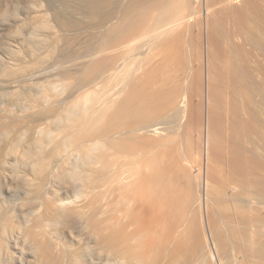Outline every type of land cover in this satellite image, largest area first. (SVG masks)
<instances>
[{
	"label": "bare ground",
	"instance_id": "6f19581e",
	"mask_svg": "<svg viewBox=\"0 0 264 264\" xmlns=\"http://www.w3.org/2000/svg\"><path fill=\"white\" fill-rule=\"evenodd\" d=\"M126 1L127 0H85L84 1L85 5L89 4L88 8H90L91 13L95 16L96 22H95L94 26H92V27L97 28V29L100 28L101 30H105L107 32L103 34L104 36L106 34V36H105V40L102 42L101 45H96V46L95 45H93V46L87 45L89 47V51L86 54L79 56L78 58L73 59L70 62V64L78 70H81L80 68H82L85 65L86 68H85V70H83L84 72L81 71V73H80L79 71H77V72H79L78 76H75L76 74L74 72L73 73L68 72V74H63V76L67 75V77H65V79L66 78L69 79L70 77H71V79H72V77H77L78 84L81 86V88L85 89V91H83L84 93L82 95L84 96V98L88 99V101H87L88 103L91 102L90 106L87 105V106H89V108L91 107L90 108L91 111H90V109H88L91 113L85 114L86 113L85 112L84 115L82 114L78 118H77L78 115L77 116L74 115L73 118H75V119L73 120V124L75 127V129H74L75 131L72 130V131H69L67 133L68 134L67 136H69V139H67V140L70 141V142L68 141V143H70L69 145L76 146L77 151H79V153L84 156V159L83 158L82 159H83V161H85V165H84L85 167H82V170H81V172H79V175L76 174L78 176H75V175H73L75 173H73V174L69 173L72 170L69 171L67 169V167H65L66 165H63V164L61 165V163H63V162H60L62 170H60L59 176H57L59 180H61L63 183L66 184V186H68V187L72 186V187L78 188V193H79L80 199L78 202H73L70 204L50 205L49 209L52 211V213L54 215L59 216V218H61V219H74V220L79 219L81 221V223L84 227V230L88 233L89 239L92 240V242H94V247L97 251V256H95L93 259L98 260V262L102 263V264H191V261L193 260L192 258L194 256L198 262L205 261L206 260V252H205L204 247H203V244H204V242L202 241L203 236H201V235L204 234V232L202 233V231L206 227L205 225H207V224H208V227L210 229L209 231L212 234H216L215 237H218L220 242L218 240L217 241L219 243H221L219 245L222 249V251H221L222 255L219 253L220 257H218L220 260H223L222 256L227 257L229 255L230 249H229L227 239H226V237H227L226 234L228 231H231L233 233V235L235 236V238H238V239L240 238V240L243 239V240L249 241L252 239V242L255 241L256 244L257 243L258 244L263 243L264 242L263 241V237H264V118L257 116L258 114L256 115L250 110H247V112H245V115L247 113L249 114V112H252L253 114H250V117H251V115H255V116L254 117L252 116L253 119L247 120L246 119L247 117L244 115L245 118H243V119H244L245 123H246V120L249 123H247V125H243V126L241 124H239L242 127L241 128L242 131H243V129H246L248 131V135L246 134L247 136H244V135H241L242 131H239L238 126L235 125V123L233 122L234 118L232 120H229L230 117H228V120L233 122V124H234L231 126L233 128L232 132L234 133V131H235V133H236L238 131L240 133V135L242 136V139H243V137L249 138L248 142L245 143V140H243L244 143H241L240 144L241 146L238 144L239 145L238 149H236L235 152L233 151L235 154V160H233V162H232V160L230 161L233 163L232 165H230V163H228L230 166H232L231 170L229 169V167H227L229 169V171L228 172L226 170L223 171V168L224 169H226V168L221 166V168H222L221 172L222 173L220 172V175H219V169L216 170L218 172L214 171V172H216L218 179L216 178V174L214 172L212 173L213 175L215 174V176H213V177H215L217 179V182H214L216 184H214L213 182L212 183H213V185H215V188L218 190V196H214L211 199L213 204L212 205L210 204V202H209L210 200H208L209 198L207 196L205 198H203V196L200 195L202 198H200L199 202L196 203L197 205H195V201H194L195 200V192H194V180H193V176H194L193 174L195 172L193 171V167H196L198 165V168H199L200 162H203L201 160H205V162L208 160L202 159V156L198 152L195 151L196 150V148L194 147L195 142H192L194 140L192 138L193 133H194L193 129H195L194 126L200 130L201 129L204 130L203 129V126L205 124L204 123V121H205L204 120V112H203L204 108L202 109L201 104H199L200 106H197L198 104L197 105L195 104L198 107V110L195 111V113L193 112L194 111L193 107H192L193 99L191 98L190 94L192 92H195V91H187V95L182 96V90H181V88L178 87L180 84H183L182 79H180V78H183V77H181L182 74L181 75L177 74L179 77V78L178 77L177 78L180 79L179 81L182 83H178L179 85L177 84L178 85L177 86L174 82L175 81L174 75H176V72L178 73V72L182 71L183 76H184L185 75L184 73L186 70L184 68V66H186L184 64L185 62L182 63L183 62L182 58L183 57L186 58V53H183L185 49H184L183 45L181 43H179L180 41L183 40L182 36H183V33L185 32L184 30H186L187 24H188L187 21H185V19H183L185 17V14L183 15V18H181V16H179L178 14H175L174 16H172L164 24V31H162V33L161 32L157 33V26L155 28L151 27L152 26L151 18H152V16L155 17L154 16L155 14L152 15L151 17H146V15H149V12H150V14L152 13V7H151V9H149L151 11H148V13H146L145 16L143 15L142 19L140 18L141 19L140 24H139V22L137 24H135V21L134 22L132 21L133 12H134V10L137 11V9L140 8L139 7L140 5L139 6H137L138 4L134 5V3L137 2L138 0L134 1L133 3H131L132 0L129 3L128 2L126 3ZM139 1H142V0H139ZM161 1H163V0H161ZM206 1H207V3H206ZM223 1H224V4L222 3ZM228 1L232 2L233 0H228ZM247 1L248 0H246V2ZM250 1L247 2V4L251 5ZM262 1H264V0H262ZM85 2H88V4H86ZM176 2L178 3V1H176ZM180 2L181 1H179V3ZM187 2H189V1L187 0ZM226 2H227V0H226ZM234 2H235L234 5L240 6V4L237 3L238 1L237 2L234 1ZM255 2L256 1H254V3ZM177 3H176V5H177ZM205 3H206V6L209 3L207 8H209V7L213 8V6H215V5H218V6L219 5H221V6L225 5V0H205ZM219 3H221V4H219ZM110 4H111L112 10H109V9L106 10L108 7L107 5H110ZM158 4H159V6L162 5V4L160 5V2L157 3V5ZM174 4H175V2H174ZM230 4L232 5L233 3H230ZM262 4H263V2H262ZM262 4H261V6H262ZM112 5H113V7H112ZM157 5H155V8ZM226 5H228V4H226ZM257 5H259V4H257ZM201 6H202V4H201ZM241 6H242V4H241ZM241 6H240V8H241ZM248 6H245V7H248ZM251 6L254 7L255 5L253 4ZM251 6H249L250 9L253 8ZM145 7H148L147 4ZM145 7L141 8V10L145 9ZM243 7H242V10L245 8V7L244 8ZM155 8L153 7V10H155V11L157 9H159L158 6L156 9ZM224 8H225L224 10H226V7H224ZM236 8H234V9L237 11ZM240 8L238 10L239 12L241 10ZM168 9H167V12L169 11ZM214 9L215 10L219 9V7L218 8L215 7ZM230 9H231V7H230ZM209 10L211 11L212 9H209ZM209 10L207 9L206 11L208 12ZM215 10H213V11L215 12ZM220 10L221 11H219V10L218 11L220 12V15H222L221 14L223 12L222 7ZM251 10L253 12H255L253 9H251ZM255 10H257V8ZM190 11H191V9H190ZM210 11L208 13L212 14V11L211 12ZM231 11H232V9H231ZM236 11H235V13L237 15L238 11L237 12ZM247 11H249V10H247ZM247 11H245L246 14L248 13ZM262 11H264V9ZM224 12L226 13L227 10ZM245 12H243V14ZM192 13L193 12H191V14ZM232 13H233V11H232ZM240 13H238V14H240ZM202 14H203V12L201 13V15ZM228 14H230V12ZM243 14H242V16H243ZM186 15H187L186 19H188V14L186 13ZM213 15H211L212 19H214ZM217 15H219V14H217ZM233 15H234V13L232 14V16ZM139 16L140 15H138V17ZM194 16L195 15H193V17ZM206 16H207L206 20L208 21L209 15L206 14ZM219 16H218V18L220 20H221V18L223 19V15H222V17L221 16L219 17ZM237 16H239V19L243 18L240 15H237ZM237 16H234V17H237ZM247 16H246V19H247ZM263 16L264 15H262V18H263ZM226 17H228V16H225L224 18H226ZM230 17H231V15H230ZM244 17H245V15H244ZM157 18H154V19H157ZM198 18L200 19V16ZM229 18H226V21L229 20ZM154 19H153V21H156ZM231 19H232V17H231ZM42 20H44V19H41L39 21H42ZM164 20H165V18H164ZM202 20L203 19H201L199 22H201ZM209 20H211V19H209ZM256 20L259 21L258 18ZM256 20L254 23H256ZM207 21H206V23H207ZM214 21H215V19H214ZM216 21H215V24L218 23V21L217 22ZM223 21H224V24L227 23V22H225L224 19H223ZM235 21H237V20H235ZM260 21H263V20H260ZM185 22L187 24H185ZM196 22L198 23V21H196ZM209 22H212V21H209ZM229 22L232 23V21H229ZM202 23H203V21H202ZM241 23H242V21H241ZM250 23L248 22L247 24L251 25V26L254 24L253 22H250ZM184 24L186 25V28H185ZM235 24H237V23L235 22ZM247 24H244V25L247 26V29H250L251 26H248ZM202 25H204V24H202ZM258 25L260 27L261 24L259 23ZM262 25H263V23H262ZM37 26L38 27H46V28L49 27V25L44 21L37 24ZM197 26L201 27L199 25H197ZM209 26L206 28L210 29ZM242 26H243V24H242ZM244 27H243L242 31L245 33H249V32H247V29H244ZM254 27H256V26H254ZM211 28H212V26H211ZM256 28H258V27H256ZM214 29H213V31H215V32L217 30H219L218 27H217V30H214ZM252 29H255V28L252 27ZM196 30H198V29H196ZM199 30H200V28H199ZM199 30L196 32V34L198 33V35L199 34L201 35L202 33H199L201 30L200 31ZM202 30H203V28H202ZM235 30L233 31L234 33H232L233 37L235 36L234 34L238 35V32L237 31L235 32ZM209 31H211V29ZM239 31L241 32V30H239ZM201 32H203V31H201ZM208 33L209 32H207V35H209ZM212 33H214V32H212ZM224 33H225V31H224ZM232 34L230 35V37L232 36ZM249 34H248V37H249L248 39L252 38L251 36H254V34H252V33H251V36H249ZM189 35L191 36L190 33H189ZM200 35H199V38H201ZM223 38H225V37H223ZM176 39L177 40L180 39V41L176 42L177 45L175 44L176 45L175 46L174 40H176ZM184 39H185V37H184ZM202 39H203V37H202ZM257 39H259V38H257ZM216 40H218V39L216 38ZM95 41H98V40L95 39ZM150 41H153L150 44H152L151 46H153V47L155 46L154 47L155 49H158V51H159V48H160L159 52L163 53L162 55H164L163 57L166 59V61H164L165 59H163V61H162L161 58H163V57H161L162 55L160 53H158V55H159L158 57L159 58L161 57V58L160 59L157 58V59H158V61L159 60L162 61V62H160V64L162 63V66L157 61H155L156 63H158V64H156L154 62L155 67H148L149 70H148V68L146 69V70H148L147 71L148 72L147 77L149 78V76H150L149 79H151V80H146V84L148 83L147 81H149L150 85L151 84L153 85L154 81L162 78L163 81L161 79H160V81H158V82H161L162 86L156 81V83H158L161 87L159 86L157 88L154 85L153 87L155 90H153V89L150 90L149 88H152V86L148 87L149 84H147V88L145 86V91L143 93V96H141V93L139 95L140 91L138 92L137 87H139L140 90L142 88H144V86H141V85H144L142 83V81L145 80L146 78H143L142 76H140V78L141 77L142 78L141 79L139 77L138 78L140 80L141 85L138 86L136 84V82H135V81H137L136 79L132 80L135 82V83L134 82L133 83L136 86L133 83H131L132 85H134V87L132 86L134 88V92H135V89L137 88L136 93L132 92L133 89L130 87L132 89L131 90L132 94L133 93L138 94V97L131 96V94H130L129 96H131V97L128 96L129 98L124 103V101L121 100L122 97H120V96H122V94H123V95H126L125 99L127 98V94L129 93V91H127V94H125L126 88L124 89L125 91L122 94H121V92H123V91H121L120 93L117 91L118 94H121L120 96L118 95V97H116L117 94H115L114 97H112L111 93H113L114 91L112 92L111 87L113 86V88H114V83L111 84V82H112V80L113 81L115 80L113 78L117 77V76L119 78L120 75H122V76H120L122 79L126 78V76H127L126 73L128 74V77H129V74H131V72L130 73L125 72V74L123 75V73H124L123 71L129 70L131 68V66L133 65V63H135V62H133V59L132 60L127 59L128 60L127 62L129 63V65L127 62L126 63L128 66H130V64L132 62L133 63L129 68L126 65L127 67L124 68L126 70L121 71L122 65H124V63H125V62L123 64L121 63V58H123L124 57L123 55L125 54V53L123 54L122 51L126 50L125 47L136 48L138 46H143L144 44H148L147 42H150ZM191 41H192V39H191ZM200 42H203V40ZM210 42L211 41L209 40V43ZM215 42H217V41H215ZM235 42H236V40H235ZM237 42L239 43V41H237ZM194 43H195V40H194ZM196 43H197V41H196ZM219 43L217 42L216 45H220ZM180 44L183 48H181L179 46ZM197 44H196V46H198ZM210 44H212V43H210ZM261 44H263V43L261 42ZM201 45H202V43H201ZM225 45H224V47H226ZM230 45H231V43H230ZM222 46H223V44H222ZM259 46H261V45L259 44ZM233 47L234 46H232V48ZM239 47H242V46H239ZM154 48H153V50H154ZM237 48H238V46H237ZM242 48H241V50H244ZM191 49H192V46H191ZM220 49H222V48H220ZM223 49H225V48H223ZM182 50H183V52H182ZM230 50H231V48L229 49V51ZM200 51L201 50H199L198 52H200ZM211 51H215V50H211ZM211 51H210V49H207V51H206L207 52L206 55H208L207 56L208 58L206 57L208 60L206 64L202 63L204 61L200 60L201 61L200 62L198 60V58L201 59L200 54L196 55L197 57L200 56L198 58L196 56H193L194 55L193 53H192L193 55L191 53L190 54L192 55V58L195 57V58H193L194 63H197V60H198L201 64L206 65L207 72H205L206 71L205 70L204 73H207V74H205V76L208 75L207 77L210 78V80H212L211 78L212 77L214 78V76H215L214 80H216V76H217L216 71L218 72L219 78H221V76L224 73H225L224 75L227 74L226 70H224V69H226V66H227V64L225 62L227 60L224 59L225 56L224 57L220 56L223 53L227 54V51L225 50L226 52L222 51L223 53H218L219 54L218 57L219 56L221 58L223 57V59H224L223 61L225 62L224 64H226V66H224L225 68L223 66H220V64L223 61L219 60V67H221V69L224 68L223 70L225 71L224 72L222 70L224 72L222 75H221L222 72H220V70H217V68H218L217 65H216V67H217L216 68L214 66V64L212 65V63H211L212 60H211L210 55L214 56V53H215V52H211ZM249 51L250 50L248 49V52ZM128 52H126V54ZM235 52H236V50H235ZM244 52H242V53H244ZM154 53H153V55H154ZM202 53H204V52H202ZM238 53L239 52H237V54ZM156 54H157V52H156ZM233 54H234V52H233ZM69 55H68V57H69ZM77 55H79V54H77ZM215 56H214V58H215ZM229 56H233V55L230 54ZM245 56L246 55H244V57ZM70 57H71V55H70ZM218 57L215 58L217 61H218V59H217ZM131 58H133V57H131ZM196 58H197V60H196ZM202 58H203V56H202ZM151 59H153V57ZM204 59L205 58H203V60ZM229 59H230V61L233 62V59H231V58H229ZM241 59H243V58L241 57ZM245 59H246V57H245ZM149 60L150 59H147V62ZM153 60H150L151 63ZM174 60H176L177 63H179L182 66L184 64V66L183 67L181 66L180 69L183 68L185 70L184 71L183 70L177 71L178 68H175V66H174V68H172L173 66H171V65H173L172 62ZM193 60H192V64H193ZM170 61H172V62L170 63ZM230 61H228L229 64H230ZM239 61H242V60H239ZM55 62H56V60H55ZM66 62L67 61H65V63ZM90 62H92V63H90ZM145 62H146V60H145ZM243 62H242V65L244 64ZM169 63L171 64L170 65L171 69H168ZM234 63L235 62H233L232 65H236ZM224 64L222 63V65H224ZM175 65H177V64L175 63ZM193 65H194V69H195L196 66H195V64H193ZM205 65H202V67ZM232 65L230 64L228 68L234 70V68H232L233 67ZM147 66H152V65H147ZM69 67H70V65H69ZM132 68L134 69V67H132ZM197 68H201V67H199V66L196 67V72H195L197 74H200L199 76H201L203 71H201L199 69L200 72L198 73ZM247 68H248V66H247ZM202 69L204 70V67ZM236 69H237V67H235V70ZM238 69H239V66H238ZM238 69L236 71H238ZM250 69H253V68H250ZM254 69L257 70V68H254ZM53 70H55V69H53ZM142 70H143V68H142ZM144 70H145V67H144ZM190 70H192V69H190ZM235 70H234V72H235ZM240 70H241V68H240ZM246 70H247L246 72H248V69H246ZM47 71H48L47 68H41L38 70H34L33 76L43 75ZM56 71H58V70H56ZM192 71H195V70H192ZM162 72H163V75L161 74L162 75L161 77L157 76ZM172 72H174V73H172ZM219 72H220V75H219ZM251 72H252V70H251ZM61 73H63V72H61ZM230 73L232 75L233 72L230 71ZM238 73H240V71H238L236 73L237 75L233 74L234 78L230 75L228 76V78L232 77L233 80L236 78L235 80L238 81L237 77L238 76L241 77ZM145 74H146V72H145ZM145 74L143 73V76ZM254 74H256V73H254ZM29 76H28V74H25V75H21L19 77H14V78L11 77L8 79H1L0 78V85H12V84L17 83V82H19V83L20 82H28ZM156 76H157V78L158 77L159 78L158 79L155 78L156 80L152 79L153 77H156ZM193 76L197 77L198 75L197 76L192 75V77H191V78H193L192 80H194V83H195V79H197V81H198V77L195 78ZM242 76H244V75H242ZM144 77H146V75ZM136 78H137V76H136ZM225 78L222 77V79H225ZM222 79H220L221 81L219 80L220 83L222 82ZM232 79L229 80L230 83L232 82ZM118 80L120 81L121 79L119 78ZM125 80H127L129 83L128 78L124 79V81ZM152 80H153V82H151ZM172 80H174V81H172ZM217 80H218V78H217ZM225 80L227 81V79H225ZM225 80H223V81L225 82ZM235 80L232 82L233 84L232 83L230 84L233 87H234V84L235 85L240 84V83H237V84L234 83ZM253 80H254V76H253ZM256 80H258V79H256ZM74 81H75V79H74ZM138 81H137V83H139ZM179 81L177 80V82H179ZM216 81H214V82H216ZM187 82H188V80H187ZM224 82H223V84H224ZM239 82H241V81H239ZM244 82H245V80H244ZM247 82H249V81H247ZM117 83L119 84V82H117V78H116V84ZM192 83H193V81H192ZM200 83H199V85H200ZM207 83H209V82H207ZM217 83H218V81H217ZM116 84H115V86L118 85V84L117 85ZM158 84H156V85H158ZM110 85H112V86H110ZM180 86L182 87V85H180ZM98 87H100L102 92L100 91V89ZM140 87H142V88H140ZM233 87L230 86V88H233ZM156 88H157V90H156ZM197 88H198V85H196V89ZM200 88H203V87L200 86ZM230 88H228V89H230ZM234 88L239 89L240 87L238 88V86L237 87L235 86ZM203 89H201V90H203ZM220 89H221V86H220ZM225 89H227V88H225ZM233 89H230L229 91L228 90L227 91L228 92L231 91V93H232ZM97 90L100 91L102 93V95H100L101 93L99 94V92ZM209 90H211V87ZM242 90H244V88H242ZM242 90H240V91H242ZM198 91H200V89H198ZM220 91H222V90H220ZM234 91H237V90H234ZM258 91L255 90V92H258ZM96 92L100 96H98V95L95 96L94 94H97ZM200 92L202 94L203 91H200ZM204 92H203V95H204ZM242 92L240 93L239 90H238V92H235V97H238L239 95L242 96V94H243ZM211 93H212V96L215 98L216 97L219 98V95H220L219 100L222 101L223 103L225 101V103H226L227 100L225 99V97H227L228 95L227 96H226V94L224 95L223 92H222L223 93L222 95L219 92L218 96L216 94H214L213 91H211L210 94ZM259 93H261V91ZM196 94L193 93V95H196ZM201 94L199 96H201ZM210 94L208 95L209 98H211V100L214 99L212 96L210 97ZM236 94H238V96H236ZM223 96H225V97H223ZM119 97L121 98L120 101H123L124 104L120 101H117L118 99H116V98H119ZM197 97H198V94H197ZM232 97H234V96H232ZM81 98L83 99V97H81ZM194 98H196V96ZM239 98H241V97H239ZM239 98H235L237 103H238L237 99L239 100ZM200 99L203 100V97H201ZM229 99H230V102H232L234 100V99L232 100L231 95H230ZM244 99H245V97H244ZM246 99H248V98H246ZM253 99H255V98H253ZM197 100L199 101L198 98H196V101ZM83 101L85 102L86 100H83ZM215 101H217V100H215ZM249 101H253V100H249ZM208 102H210V99H208ZM230 102L228 104H230ZM239 102H241V105H244L242 103L243 101L239 100ZM253 102H255V101H253ZM196 103H198V102H196ZM205 103H207V102H205ZM212 103H215V102H212ZM247 103H248V101H247ZM256 103H257V101L254 104H256ZM215 104H218V103H215ZM224 104H223V106L222 105H220V106L225 108L228 105V104L227 105H224ZM239 104H236L237 107ZM257 104H259V101ZM204 105L205 104H203V106ZM208 105H209V103H208ZM234 105L235 104H233V106ZM241 105H239V107L242 108V111L239 108L238 109L243 113V111H244L243 109H245V111H246V107L244 106L245 108H243V106H241ZM220 106L216 105L215 107H219V110H220V108H221ZM233 106H232V108H233ZM209 107H211V106L209 105ZM237 107L234 106V108H236V109H237ZM224 108H222V111H224L223 110ZM228 108H230V106ZM227 110H229V109H227ZM239 110H235L237 112V114L241 113V112L238 113ZM261 110H263V109H261ZM211 111H213V109ZM211 111L209 112L210 114H211ZM216 111H217L216 113H218L217 109H216ZM231 111L234 112V114L231 116H234L235 117L234 120H236L234 109L229 111L230 114H231ZM213 112L215 115L216 114L215 111H213ZM221 112L217 114L218 119L216 118L214 120L212 118V117H216V116H212L211 119L208 118L207 124H205L206 125L205 129H206L207 133L206 132L205 133L207 134V136H206L207 137L206 139L208 140L207 144H209L210 137L212 134L214 136H217V138L219 137L220 144L218 143V141H217V143H218V145H220L219 150H220L221 154L223 155L225 152V148H226V147L223 148V144H226L228 142V143H230L229 146H231L233 144V146H231V147L235 146L234 148L237 147V144H235L233 141L235 138L232 139L234 136L233 133L229 132V134H227L226 129H225L226 126L225 125L223 126V124H220L222 122V120L225 119V116H223L224 118L222 117L223 114L221 115ZM256 112L258 113L259 111H256ZM87 113H89V112H87ZM206 113H205V117H206ZM224 113L226 114V111ZM259 113H261V112H259ZM261 114H259V115H261ZM207 115H209V114L207 113ZM240 117L241 118L243 117L242 114ZM182 118H186V120H187V123H186L187 129L186 130H187V133L189 134V137L187 136V138L190 139V137H191L190 134H192V137H191L192 141L189 140L187 142L184 151L181 150L182 148H181V144H179L180 142L179 143L177 142L178 143L177 144L175 141L177 136L174 137V136H171L170 134L165 135L166 131L177 126L180 123V120ZM157 119H163L164 121L155 122ZM212 119L216 122H217V120H219V125L212 122ZM237 120H241V122H243L242 119H240L238 117H237ZM237 124H238V122H237ZM234 126H236V128H238V130H236L234 128ZM198 129H196L195 131L197 132ZM228 129H229V127H228ZM246 130H245V132L247 133ZM176 131H177V129H176ZM191 132H193V133H191ZM173 133L175 134V132H173ZM239 133H238V135H239ZM166 134H168V133H166ZM171 134H172V132H171ZM175 135H177V134H175ZM236 135H237V133H236ZM200 136L202 138V134H200ZM239 139H241V138H239ZM195 140H198V139H195ZM216 140H218V139H216ZM241 140H239V141H241ZM235 141H237L236 143H240L238 140H235ZM198 142H200V141L198 140ZM201 143H203V142H201ZM63 146H66V145L64 144ZM201 146H202V144H201ZM202 147H200L199 149H201ZM205 147H207V149H205V152L206 151L209 152L208 146L205 145ZM211 147H212V145L210 146V148ZM212 148H214V147H212ZM203 149L204 148H202V150ZM59 151H60V148H59L58 152ZM55 152L58 153L57 151H55ZM210 153H212V151ZM210 153H207V155H209ZM228 154H231V153H228ZM204 155H206V154H204ZM211 155L212 154H210L209 156H211ZM54 158H55V155H54ZM220 159H222V161H225L223 159V156H221ZM228 159H232V158L229 157ZM55 160H57V159L55 158ZM58 160H59V158H58ZM216 160H217V158H216ZM63 161H64V159H63ZM222 164H223V166H225L224 163H222ZM222 164L220 162V165H222ZM209 166H210V164H209ZM209 166L207 165L208 168H209ZM202 167H203V165H202ZM211 169H209V170L211 171ZM45 171H46V169H45ZM195 171H196V169H195ZM206 172L208 173V170H206ZM205 175H208V174L205 173ZM210 176H212V175L210 174ZM210 176L208 175V177H210ZM195 179H197V178H195ZM59 180L57 181L58 183H59ZM208 183H210V182H208ZM65 184H63V185H65ZM204 186H206V185H204ZM73 190H75V189H73ZM217 190L214 191V188H213L214 192H216ZM198 195H199V193H198ZM76 198H77V196H76ZM204 206L206 208V212H205L206 213V219L204 218L205 215L203 213ZM215 206H216V208H215ZM210 207H212V208H210ZM214 208H215V210H214ZM204 220H207L206 221L207 224H205ZM202 226L203 227L205 226V227L203 228ZM208 227H206V228H208ZM233 241H236V240H233ZM244 243H246V242H244ZM249 243H250V241H249ZM247 244H248V242H247ZM263 245H264V243H263ZM235 247H237L236 243H235ZM240 247L242 248V246H240ZM240 247H239V249H240ZM245 247H246V245L243 248L245 249ZM263 248L261 247V249H263ZM239 249H238V254H239V252H242V250L239 251ZM255 249H256V247H255ZM252 250H253V247L250 249V252ZM247 251L245 250V252H247ZM259 251L260 250L256 251V253L259 254ZM235 252H237V250H235ZM261 252H262V250H261ZM261 252H260V255H261ZM248 253H246L245 255L247 256ZM256 253H254L255 256H256ZM245 255L243 254V256H245ZM48 257L54 264H73V262H71V260L67 259V255L65 252H63L61 254H56L54 251H50L48 254ZM246 258L248 259L249 257H246ZM260 259H262V258H260ZM247 261H249V260H247ZM247 261H245V262H247ZM262 261H260V263L264 264V259Z\"/></svg>",
	"mask_w": 264,
	"mask_h": 264
},
{
	"label": "rangeland",
	"instance_id": "374dc122",
	"mask_svg": "<svg viewBox=\"0 0 264 264\" xmlns=\"http://www.w3.org/2000/svg\"><path fill=\"white\" fill-rule=\"evenodd\" d=\"M82 1L81 0H0V78L1 79H8L11 77H13V78L19 77V76L25 75V74H28V76H29L31 74L29 76L28 82H20V83L17 82V83H14L12 85H0V264H54L48 257V254L50 251H54L56 254H61V253L65 252L67 255V259L71 260V262H73V264H102V263H99L98 260L93 259L95 256H97V251L94 247V242H92V240L89 239L88 233L84 230V227H83L81 221L79 219H75V220L74 219H61V218H59V216L54 215L52 213V211L49 209L50 205L70 204L73 202H78L80 199V196L78 193V188L72 187V186H70V187L66 186V184L63 183L61 180H59L57 176H59L60 170H62V167H61L62 164L66 165L65 167H67V169L69 171L72 170L69 173L70 174L75 173V174H73L75 176H78L79 172H81V170H82V167H85L84 166L85 161H83L84 156L81 155L79 153V151H77L76 146L69 145L70 144V143H68L69 140H67V139H69V136H67L68 135L67 133L69 131H72L75 129L74 124H73V120L75 119V118H73L74 115H76V116L78 115L77 116V118H78L82 114L84 115L85 112H86L85 114L91 113L90 112L91 107L89 108L91 102L88 103L87 102L88 99L84 98V96L82 95L84 93L83 91H85V89L81 88V86L78 84L77 77H72V79H71V77L70 78L68 77L69 79H67V78L65 79V77H67V75L63 76V74H68V72L69 73L74 72L76 74V75L75 74L74 75L78 76L79 72L81 73V71L85 70V68H86L85 65L83 66L84 68L82 67V68H80L81 70H78L75 67H73L70 64V62L73 59H76L79 56L86 54L89 51V47L87 45H89V46L90 45L91 46L101 45L102 42L105 40V36H106V34H105V36L103 34L107 32L105 30H101L100 28L97 29V28L92 27V26H94V24L96 22L95 16L91 13L90 8H88L89 7L88 2H85L86 4H88V5H85L84 4L85 0L83 2ZM134 1H136V0H132V2H131V0H127L126 3L127 2L133 3ZM176 1H178V3ZM176 1L175 0H163V1H161V0H144V1L142 0V1H139L138 0L137 2L134 3V5L138 4L137 6L140 5L139 6L140 8L137 9V11L134 10L135 13L133 12L132 21L133 22L135 21V24H137L138 22L140 24L142 16L143 15L145 16L146 13H148V11H151L149 9H151V7H152V13L150 14V12H149V15H146V17H151L152 15L155 14L154 15L155 17L152 16V18L153 19L157 18V17L158 18L154 19L156 21H153V19L151 18V20H152V26L151 27L155 28L157 26V33L158 32L162 33V31H164V24L166 23V21L168 19H170L175 14H178L179 16H181V18H183V15L185 14V17L183 19H185V21H187L188 24L185 22V24H187V28H186V25L184 24L186 30H184L185 32L183 33V36H182L183 40L180 41V39L179 40L176 39V40H174L175 43L174 42L173 43L175 45L176 42L180 41L179 43H181L185 49L184 52H183V50H182V52L186 53V58L185 57L182 58V61H183L182 63L185 62L184 64L186 66H184V64H183V66L186 70L183 68L180 69L182 65L177 63L176 60H174L173 62L170 61V63L172 62L173 65H171L169 63V66L168 65L167 66H168V69H171V67H170V65H171V66H173L172 68H174V66H175V68H178L179 70L177 69V71H180V70L184 71L185 70L184 76H183L182 71L178 72V73L176 72V75H174L175 81L174 80H172V81H174L176 85L178 83L183 82V84H180V85H182V87L179 84H178L179 86L177 85L182 90V96L187 95V91H195L192 93L190 92L191 94L189 93L194 102L196 101V98L199 99V101L198 100L196 101L198 103H196V102L194 103L192 101V107L194 110L193 112L195 113V111L198 110L197 106H200L199 104H201L202 109L204 108L203 112H204V120H205L204 123L205 124H207L208 118L211 119L212 116H216V117H212L214 120L216 118L218 119L217 114L222 111V108H224V107H221L220 105L223 106V104L225 103V101L223 103L222 101L219 100V98H220L219 92H220L221 95L223 93H224V95L226 94V96L228 95L227 97L223 96L227 100L224 105H227L230 102V99H229L230 95H231L232 100L234 99L233 101L231 100L232 102H230V104L227 105L228 107L230 106L231 109L226 106L223 109L224 111L221 112V115L223 114L222 117L225 116V119L227 118L226 120L223 119L222 122L220 123V124H223V126L225 125L227 127V128L225 127L227 134H229V132H232L233 128L231 126L234 125L233 122L235 123V125L238 126L239 131H242L241 125L242 126L247 125V123H249V122H247V120H251V119H253L252 116L253 117L255 116V115H251V117H250V114H253V113L256 115L258 114L257 116L264 118V111H263L264 110V103H263L264 102V98H263L264 97V91H263L264 90L263 89L264 88V45H263L264 44V39H263L264 38V28H263L264 27V16L262 18V15H264V11H262L264 9V6H263L264 1H262V0H253L252 1L251 0L253 2L252 3L250 0H248L247 2L250 1L251 5H253V4L255 5L253 7L249 4H247L246 0H243V1L242 0H233L232 2H230L228 0L226 2V0H225V5L226 4H228V5H226V6L223 5L224 4V1H223L222 2L223 6L215 5V6H213V8L212 7L207 8L209 3L206 6L207 1L205 3V0H194V1L188 0L189 2H187V0H176ZM179 1H181V2L179 3ZM234 1H236V2L238 1L237 3L240 4V6L242 4L241 8H240V6L234 5L235 4ZM254 1H256L255 2L256 4L254 3ZM159 2H160V5L162 4L161 6H159V4L157 5V3H159ZM174 2H175V4H174ZM262 2H263V4H262ZM176 3H177V5H176ZM230 3H233V4L231 5ZM260 3L262 4V6ZM146 4L148 7H145ZM201 4H202V6H201ZM219 4H221V3H219ZM257 4H259V5H257ZM155 5H157L159 7V9H157L156 11L153 10V7L155 8ZM248 5L253 7L251 9H253L255 12H253ZM107 6L108 7L106 10H108V9L112 10L111 4L107 5ZM143 6L145 7V9L141 10V8H144ZM157 6H156V8H157ZM243 6L244 7L248 6L249 8L248 7L244 8ZM112 7H113V5H112ZM215 7L216 8L219 7V9L215 10L214 9ZM221 7L223 9L222 10L223 12L227 10L226 13L225 12L221 13L223 15V19L225 20V22H227L225 24H224V21L222 18H221L222 21L218 18V16L220 15L219 11H221L220 10ZM224 7H226V10H224L225 9ZM230 7L234 13L233 16H232L233 13H232ZM238 7L241 9L240 10L241 13L238 11L239 10ZM242 7L245 10L244 9L242 10ZM234 8H236L238 13H240V14L237 13V15H240L243 18L239 19V16L236 15V13H235L236 10ZM254 8L255 9L257 8V10H255ZM167 9L169 10L168 12H167ZM190 9H191V11H190ZM207 9L208 10L212 9L211 10L212 14H209L208 12L210 10L207 12L206 11ZM213 10H215V12ZM247 10H249V11H247ZM245 11H247L248 13L246 14ZM191 12H193V13L191 14ZM202 12H203V14L201 15ZM229 12H230V14H228ZM243 12H245V13L243 14ZM186 13L188 14V19H186V17H187ZM216 13L219 15H217ZM206 14L209 15L208 21L206 20L207 19ZM213 14L214 15L216 14V15L214 16ZM242 14H243V16H242ZM138 15H140V16L138 17ZM193 15H195V16L193 17ZM211 15H213V18L215 19V21L218 19L217 24H215V21H214V19L211 18L212 17ZM222 15H220V16L222 17ZM230 15H231L232 19H231ZM244 15H245V17H244ZM199 16H200V19L198 18ZM225 16H228L226 18L230 17L229 20L226 21V18H224ZM234 16H237V17H234ZM246 16H247V19H246ZM203 17L204 18L206 17V18L204 19ZM164 18H165V20H164ZM257 18L259 21L260 20H263V21L259 22L256 20ZM41 19H44V20L39 21ZM201 19H203L202 20L203 23H202V21L199 22ZM209 19H211V20H209ZM205 20L207 21V23ZM235 20H237V21H235ZM240 20L242 21V23ZM255 20H256V23H254ZM43 21L46 22L49 25V27L46 28V27H38L37 26V24H39ZM196 21H198L199 24ZM209 21H212V22H209ZM229 21H232V23ZM235 22L237 24H235ZM248 22L249 23L253 22L254 24L251 26V25L247 24ZM201 23L204 25H202ZM259 23L261 24L260 27L258 25ZM262 23H263V25H262ZM196 24L201 26V27H198ZM242 24H243V26H242ZM244 24L251 26V28L247 29V26H245ZM208 26L210 27L211 31H209L210 29L206 28ZM211 26L213 29L216 27L214 30H217V27L219 28V30H217L215 32V31H213ZM254 26H256L258 28L254 27ZM243 27H244V29H247V32H249L250 34L243 32L242 31ZM252 27L255 29H252ZM199 28L204 33L201 32L199 30ZM202 28H203V30H202ZM196 29H198L200 31L199 33H202L201 35L199 34L201 38H199L198 33L196 34V32L198 31ZM234 30H235V32L237 31L238 35H239L238 36L237 34H234L236 36V37L234 36L235 38L233 37V34H232V33H234L233 32ZM239 30H241V32ZM251 30L252 31L254 30V31L252 32ZM224 31H225V33H224ZM207 32H209L208 34L210 36L207 35ZM212 32H214V33H212ZM189 33L191 34V36L189 35ZM230 33L232 34L231 37H230V35H231ZM251 33L252 34L255 33L254 36H251ZM248 34L252 38L248 39L249 38ZM222 36L225 37L226 39L223 38ZM184 37H185V39H184ZM202 37H203V39H202ZM256 37L259 39H257ZM216 38L218 40H216ZM95 39L98 41H95ZM191 39H192V41H191ZM201 39L203 40L204 43L200 42V41H202ZM194 40H195V43H194ZM209 40L211 41L210 43H212V44L209 43ZM235 40H236V42H235ZM196 41L198 44L196 43ZM215 41H217L218 43L221 41L219 43L221 46L216 45L217 42H215ZM237 41H239V43ZM152 42L153 41L147 42L148 44H144L143 46H138L136 48L131 47L132 49L129 47H125L126 50L122 51L123 54L124 53L126 54V52H128V51L129 52L126 55L124 54L123 55L124 57L121 58V63L123 64L125 62L124 63L125 66L122 65L121 71L126 70L124 68L129 65V63L127 62L129 59H131V60L133 59V62H135V63L132 62L133 65H132V63L130 64V66L132 65L131 68L134 67V69L132 68L133 70L130 68L129 69L130 71L127 70V71H123L124 73L122 72L123 75L125 74V72H129V73L131 72V74H129V77H128V74L126 73V75H127L126 78H128L129 83L127 80L124 81V79H126V78L122 79L120 77L122 75L119 76V78L122 81L121 80L119 81L118 80L119 78L117 76V77L113 78V79H115L114 80L115 82L113 80L111 82V84L114 83V88L112 85H110V86H112L111 87L112 92L114 91L113 93H111L112 97H114L115 94H117L116 97H118V95L120 96L122 93H124L125 90H126L125 94H127V91H129L126 99H125L126 95L122 94V96H120V97H122V99L120 97L116 98V99H118L117 101H120V99H121L125 103V101L131 96L138 97V94H134V93H136L137 88H138V92L140 91L139 95L141 93V96H143V93L145 91V86L147 88V84H149L148 87L152 86V88H149L150 90H152V89L155 90L153 87L154 85L157 88L161 85V82H158V81H160V79L162 80V78H160L159 80H156V79L161 77L163 75V72L160 73L159 75H157V76H159L158 78H157V76L153 77V78L151 77L152 79L156 78L155 80L160 85L158 83H156V81H154L155 84L153 83V85L152 84L150 85L149 81H147L148 83L146 84V80H151V79H149L150 78L149 75H148L149 78L147 77V73H148L147 71L149 70L148 67H155L154 66L155 61H157L160 64V62H162L163 59H165L163 57L164 55H162L163 53L159 52L160 48L158 51V49L154 48L155 46L154 47L151 46L152 44H150V43H152ZM261 42L263 44H261ZM201 43H202V45H201ZM230 43H231V45H230ZM181 44L179 46L181 48H183L181 46ZM196 44L199 47L196 46ZM222 44H223V46H222ZM259 44L261 46H259ZM224 45L227 48L224 47ZM191 46H192V49H191ZM232 46H234V47L232 48ZM237 46H238V48H237ZM239 46H242L243 48L239 47ZM153 48H154V50H153ZM206 48L210 49V51L215 50V51H211V52H215L214 53V56L216 55L215 58L218 57V55H219L218 53H223V52L227 51V54L223 53L224 55L223 54L220 55L223 57L225 56L224 59L227 60V61H225L227 66H226V64H224L225 62L223 61L224 60L223 57L221 58L219 56L217 58L218 59V61H217L214 58V56L210 55L211 60H212V61L211 60L210 61H211L212 65L214 64L215 67L217 65L218 68L217 67L216 68H217V70H220V72H222L221 75L225 72L224 70H226V73H227L226 75H224L225 74L224 73L223 74L224 76L222 75L221 78H219L218 72L216 71V74H217L216 80L218 78V80H217L218 83L216 80H214L215 76H214V78L213 77L211 78L212 80H210V78L207 77L208 75L205 76V74H207V73H204V71L207 69L205 64L208 61L207 60L208 55H206V53H207ZM220 48H222V49H220ZM223 48H225V49H223ZM230 48H231V50L229 51ZM241 48L244 50H241ZM248 49L250 50L249 52H248ZM199 50H201V51L198 52ZM235 50H236V52H235ZM156 52H157V54H156ZM202 52H204V53H202ZM233 52L235 55L233 54ZM237 52H239L238 53L239 55L237 54ZM242 52H244L245 54ZM153 53H154V55H153ZM158 53H160L162 55V56L160 55L161 57H163V58L160 57L162 61L161 60L158 61V59H157V58H159ZM190 53L191 54L193 53L194 54V55L192 54L193 56L200 54L201 59L198 58L200 56H198V57L196 56V57L198 58L199 61L200 60L204 61L202 63H205V64H201L200 63L201 61L199 62L197 60V58H196L197 63L199 62L200 64L198 63L199 64L198 65L197 63H194L193 58H195V57L192 58V55ZM69 54L71 55V57ZM77 54H79V55H77ZM230 54L233 56H229ZM68 55H69V57H68ZM146 55L147 56L149 55L148 56L149 58ZM244 55H246L245 56L246 59H245ZM202 56H203V58H205L204 60H203ZM131 57H133V58H131ZM152 57L154 60L151 59ZM228 57L233 59V62H235L234 64H236L237 66L232 65L233 62L230 61V59ZM241 57L243 59H241ZM144 59L146 60V62H147V59H150L153 61L151 63V61L149 60L146 63ZM55 60H56V62H55ZM192 60H193V64H195L196 67H198V66L201 67V68H197L198 73L200 72V70L203 71L201 76H199L200 74L195 73L196 67L194 69V65L192 64ZM219 60L223 61L222 63L224 64V65H222V63H221L220 66H223V67L226 66V69H224L225 68L224 67L223 68L224 70H223V69H221V67H219ZM239 60H242V61H239ZM65 61H67V62L65 63ZM164 61H166V59ZM228 61H230V64L233 66V67L232 66L231 67L234 68V70H235V67H237V69H238V66H239L238 71H240L241 74L240 73H238V74L242 78L244 76L246 77V78L244 77L242 79L241 77L236 76L238 81L235 80L236 78L234 79L235 80L234 83H236V84L240 83L237 85L234 84V87L238 86V88L240 87L239 89H237V88L235 89L232 85H230L234 81L232 79V77L234 78V75L238 71H236L237 70L236 69L234 72L233 69H229L228 67L230 64L228 63ZM126 62L128 63V65ZM242 62L244 63L243 65H242ZM90 63H92V62H90ZM158 63H156V64H158ZM175 63L178 66L175 65ZM69 65H70V67H69ZM147 65H152V66H147ZM160 65L162 66V63ZM202 65H205V66H203L204 70L202 69L203 68ZM130 66H128V68ZM143 66L145 67V70H144ZM247 66H248V68H247ZM249 67L253 68V69H250ZM41 68H47L48 71L43 75L33 76L34 70H38ZM142 68L146 72V74L142 70ZM147 68H148V70H146ZM240 68L242 71L240 70ZM254 68H257V70ZM53 69H55V70H53ZM190 69L195 70V71H192ZM246 69H248V72H246L247 71ZM56 70H58V71H56ZM229 70L231 72H233L232 75H231ZM251 70H252V72H251ZM77 71H79V72H77ZM61 72H63V73H61ZM205 72H207V70ZM220 72H219V75H220ZM143 73L146 75V77H144L145 75L143 76ZM172 73H174V72H172ZM252 73L253 74L256 73V74L253 75ZM177 74L178 75L182 74L181 77H183V78H180V79H182V82L179 81L180 79H178L179 77ZM192 75H196V76L198 75L197 76L198 81H197V79H195V83H194V80H192L193 78H191ZM229 75L232 77L228 78ZM242 75H244V76H242ZM136 76H137V78H136ZM140 76H142L143 78H146L145 80H143L145 83L141 80L144 85H141V83H140V80H139ZM253 76H254V80H253ZM193 77H195V76H193ZM197 77H195V78H197ZM222 77H224V78L226 77L225 79H227V81L225 79H222ZM116 78H117V82H119V84L117 83L118 85L116 84ZM255 78L258 79L259 81L256 80ZM74 79H75V81H74ZM133 79H136L137 81L139 80L138 81L139 83H137V81H135L136 84L138 86L139 85L144 86V88L140 87V88H142L140 90L139 87H137V88L135 87L136 89L134 92L133 87L135 85L134 84L135 82L132 81ZM220 79H222L221 83H220V81H221ZM231 79H232V82L230 83L229 80H231ZM177 80L179 82H177ZM187 80H188V82H187ZM223 80H225V82ZM244 80H245V82H244ZM192 81L194 84L192 83ZM214 81H216V82H214ZM239 81H241V82H239ZM247 81H249V82H247ZM151 82H153V80ZM207 82H209V83H207ZM223 82H224V84H223ZM131 83H133L134 85H132ZM199 83H200V85H199ZM115 84L117 86H115ZM156 84H158V85H156ZM196 85H198L197 89H196ZM200 86H202L204 89L200 88ZM220 86H221V89H220ZM230 86L233 87L234 89L230 88ZM210 87H211V90H209ZM224 87L227 89H225ZM98 88L100 89V87H98ZM157 88H156V90H157ZM228 88L233 89L232 91L234 93L233 92L231 93V91L228 92L230 90ZM242 88H244V90H242ZM198 89H200V91H203V92L205 91L204 95H203V92L201 94V92L198 91ZM201 89H203V90H201ZM131 90H132V92H134L133 93L134 95L132 94ZM220 90H222V91H220ZM234 90H237V91H234ZM238 90L240 93L243 91L242 93L245 96L243 94H242V96H240V95L238 96V94H239L238 93V94H236V96H238V97H235V92H238ZM240 90H242V91H240ZM255 90H257V91L259 90V91L255 92ZM100 91L102 92L101 89H100ZM100 91H98L99 94L101 93ZM117 91L119 93L121 91H123V92H121V94H118ZM209 91L210 92L213 91L214 94H216L217 96L219 95V98L213 97L212 93L210 94ZM260 91H261V93H259ZM193 93H195V94L197 93L198 97H197V94L193 95ZM99 94L97 93L94 95L95 96L102 95V93L100 95ZM130 94H131V96H129ZM200 94H201V96H199ZM209 94H210V97L212 96L217 101H215L214 99L211 100V98H209V96H208ZM195 96H196V98H194ZM232 96H234L235 98L241 97V98H239V100L243 101L242 103L244 105H241V102H239L238 99H237V101H238V103H237L236 99ZM81 97H83V99ZM199 97L200 98L203 97V100L200 99ZM244 97H245V99H244ZM246 98H248V99H246ZM253 98H255V99H253ZM208 99H210V102H208ZM83 100H86V101L84 102ZM249 100H253L255 102L257 101V103L259 101V104H257V103L254 104L255 102L249 101ZM123 101H120V102L123 103ZM247 101H248V103H247ZM205 102H207V103H205ZM212 102H215L218 104H215ZM208 103L212 108L209 107ZM195 104L196 105L198 104V105L196 106ZM203 104H205V105L203 106ZM233 104H235L234 106H236V107H237L236 104L243 106V108L246 107V111H245V109H243L244 111L242 113L241 112L242 108L239 107V105H238V107L236 109V108H234ZM87 105H89V106H87ZM216 105L221 107L220 110H219V107H215ZM231 105L233 106V108ZM215 108L218 110V113H216L217 111ZM88 109H90V111ZM212 109H213V111H215V113H216L215 115H214V112L211 111ZM227 109H229V110H227ZM233 109H234V111L239 110L238 113L241 112L240 114H237V112L235 111L236 120H234L235 119L234 116H231L234 114V112L231 111V114L229 112L230 110H233ZM261 109H263V110H261ZM209 110L211 111V114L209 113L210 112ZM247 110H250L253 113L248 111L249 114L247 113L248 115L247 114L245 115V112H247ZM225 111H226V114L224 113ZM256 111H259L261 113L263 112V113L262 114L259 112L257 113ZM87 112H89V113H87ZM206 112L209 115H207ZM205 113H206V117H205ZM241 114L243 116L242 118L240 117ZM259 114H261V115H259ZM244 115L247 117L246 118L247 120L245 119L246 123L243 119V118H245ZM228 117H230L229 120H232L234 118L233 122L229 121ZM237 117L242 119V121L245 124L243 122H241V120H237ZM213 119H212V122L219 125V120H217V122H216ZM160 121H164V120L163 119H157L155 122H160ZM237 122H238V124H237ZM186 123H187L186 118H182L180 120V123L177 126L166 131V133H168V134L165 133V135L170 134L171 136H174V137L177 136L175 141H176V143L180 142L179 144H181V148H182L181 150L182 151H184L187 142L189 140L192 141V139H191L192 134H190V136H191L190 139L187 138V136L189 137V134L187 133V130H186L187 129ZM205 124L203 126V129L205 131L202 129L200 130L194 126V128H195V129H193L194 133L191 132V133H193L192 138L194 139L192 142H195L194 143V147L196 148L195 151L198 152L202 156V159L208 160L206 162H205V160H201L203 162H200L199 168H198V165L197 166L195 165L196 167H193V171L195 172L193 174L194 175L193 180H194V192H195V200H194L195 205H197L196 203H198L200 198H202L201 196H203V198H205L207 196L209 198L208 200H210L209 201L210 204L211 205L213 204L211 201L212 197L218 196V190L215 188V185H213V183L217 182V179H218V176L216 174V172H218V171H216V170L219 169V175H220V172L222 171L221 166L226 168V169L223 168V171L226 170L228 172L229 169L231 170L232 166H230V165H232L233 160H235L234 152L236 151V149H238V147L241 143H244L243 140H245V143H246V142H248V139H249L247 137H243V139H242V136H241V135H244V136L248 135V131L246 129H243L244 132L242 131L241 135L238 131L236 132L237 135H236L235 131H234V133L232 132L233 135L235 136L234 137L232 135L233 136L232 139L235 138L233 141L235 144H237V147L236 148H234L235 146L231 147V146H233L232 143H231L232 145L229 146L230 143H228V142L226 144H223V148L226 147L225 148L226 153L224 152V154L222 155L220 150H219L220 145H218V143L220 144L219 137L217 138V136H214L212 134L210 137V142H209V144H207L208 140L206 139L207 138L206 137L207 131L205 129L206 128ZM239 124H241V125H239ZM228 127H229V129H228ZM234 128L236 130H238V128H236V126H234ZM176 129H177V131H176ZM196 129H198L197 132L195 131ZM245 130L247 131V133L245 132ZM171 132H172V134H171ZM173 132H175V134H177V135H175ZM238 133H239V135H238ZM200 134H202V138L204 137L203 139L201 138ZM239 138H241L242 140ZM195 139H198L200 142H198V140H195ZM216 139H218V140H216ZM235 140H238V141L241 140V141H239L240 143H236L237 141H235ZM217 141H218V143H217ZM201 142H203V143H201ZM57 144L58 145L60 144L61 146L60 145L58 146ZM64 144L66 146H63ZM201 144L203 147L201 146ZM205 145L208 146L209 152L208 151L205 152V149H207V147H205ZM211 145L214 148H212V147L210 148ZM200 147H202L204 149L203 150H202V148L199 149ZM59 148H60V151L58 152ZM55 151H57L58 153H56ZM211 151H212V153H210ZM207 153H210L212 155L209 156L210 154L207 155ZM228 153H231L232 155L228 154ZM204 154H206V155H204ZM54 155H55V158L57 160H55ZM221 156H223V159L225 161H222V159H220ZM215 157L217 158V160ZM227 157L228 158L230 157L232 159H228ZM58 158H59V160H58ZM63 159H64V161H63ZM231 160H232V162H230ZM60 162H63V163H61V165H60ZM220 162H221V164L224 163L225 166H223V164L220 165ZM228 163H230V165ZM209 164H210V166H209ZM202 165H203V167H202ZM207 165L209 166V168L207 167ZM227 167H229V169ZM45 169H46V171H45ZM195 169H196V171H195ZM209 169H211V171ZM206 170H208V173L206 172ZM214 171H216V172H214ZM213 172L216 174L217 179L215 177H213V176H215V174L214 175L212 174ZM205 173L208 174L209 176L211 174L212 176L208 177V175H205ZM76 174H78V175H76ZM195 178H197V179H195ZM58 180H59V183L57 182ZM208 182H210L211 184ZM62 183L65 185H63ZM214 184H216V183H214ZM204 185H206V186H204ZM213 188H214V191L215 190H217V191L214 192ZM73 189H75V190H73ZM198 193H199V195H198ZM76 196H77V198H76ZM210 208H212V207H210ZM215 208H216V206H215ZM215 208H214V210H215ZM205 212H206V208L204 206L203 213L205 215L204 218L206 219V213ZM204 221H205V224H207V222H206L207 220H204ZM205 226L208 227V224ZM206 227L204 229L202 228L203 229L202 233L204 232V234L201 235V236H203L202 241L204 242L203 247H204V250L206 252V260L198 262L197 259L195 258V256L193 255L194 257L192 256L193 260L191 261V264H261L260 261H262L264 259V248H263L264 242L261 244L257 243L258 244L257 245L256 242L255 241L252 242V239H251V240H249L250 241V243H249V241H246L243 239L240 240V238L239 239L235 238L233 233L231 231H228L226 234L227 235L226 239H227V243H228V246L230 249L229 255L227 257L222 256L223 260H220L218 257H220L219 255L221 254V251H222V249L219 245L221 243H219L220 241H219L218 237H215L216 234H212L209 231L210 230L209 227L208 228H206ZM233 240H236V241H233ZM263 241H264V237H263ZM244 242H246V243H244ZM247 242H248V244H247ZM235 243H236L237 247L242 246V248L240 247V249H239V247L238 248L235 247ZM244 244L246 245L245 249L243 248L245 246ZM252 247H253V250L250 252V249ZM255 247H256V249H255ZM261 247L263 249H261ZM238 249H239V251L242 250V252H239V254H238ZM235 250H237V252H235ZM245 250L246 251L248 250V251L245 252ZM258 250H260L259 254L256 253V251H258ZM261 250H262V252H261ZM260 252H261V255L263 257L260 255ZM240 253L241 254L243 253L244 255L246 253H248V254H247V256L246 255L243 256V254L241 255ZM254 253H256V256ZM246 257H249V258L247 259ZM260 258H262V259H260ZM247 260H249V261H247ZM245 261H247V262H245Z\"/></svg>",
	"mask_w": 264,
	"mask_h": 264
}]
</instances>
